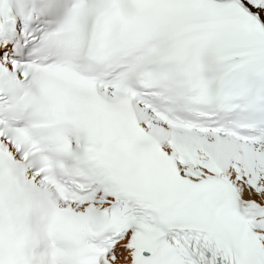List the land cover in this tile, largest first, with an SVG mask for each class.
<instances>
[{
  "label": "snow or ice",
  "instance_id": "1",
  "mask_svg": "<svg viewBox=\"0 0 264 264\" xmlns=\"http://www.w3.org/2000/svg\"><path fill=\"white\" fill-rule=\"evenodd\" d=\"M0 264H264V0H0Z\"/></svg>",
  "mask_w": 264,
  "mask_h": 264
}]
</instances>
